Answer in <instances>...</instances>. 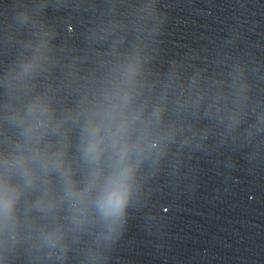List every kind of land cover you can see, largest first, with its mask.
<instances>
[{
    "label": "water",
    "instance_id": "obj_1",
    "mask_svg": "<svg viewBox=\"0 0 264 264\" xmlns=\"http://www.w3.org/2000/svg\"><path fill=\"white\" fill-rule=\"evenodd\" d=\"M4 189L0 264H264V0H0Z\"/></svg>",
    "mask_w": 264,
    "mask_h": 264
},
{
    "label": "clouds",
    "instance_id": "obj_2",
    "mask_svg": "<svg viewBox=\"0 0 264 264\" xmlns=\"http://www.w3.org/2000/svg\"><path fill=\"white\" fill-rule=\"evenodd\" d=\"M89 154H92L93 158H96L97 155V142L93 141L87 149ZM122 198L117 195L113 194L108 198V205L113 209H118L121 205ZM14 203V195L11 194L7 189L0 191V211H3L5 215L9 213L12 209V205Z\"/></svg>",
    "mask_w": 264,
    "mask_h": 264
}]
</instances>
